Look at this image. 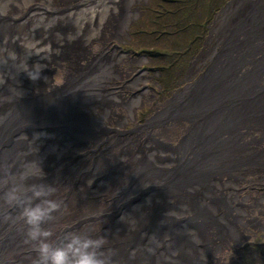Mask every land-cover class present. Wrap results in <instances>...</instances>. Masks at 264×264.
Returning <instances> with one entry per match:
<instances>
[{
	"label": "bare ground",
	"instance_id": "obj_1",
	"mask_svg": "<svg viewBox=\"0 0 264 264\" xmlns=\"http://www.w3.org/2000/svg\"><path fill=\"white\" fill-rule=\"evenodd\" d=\"M135 1L0 0V264L35 258L5 194L26 170L41 183L39 164L68 210L45 227L106 235L112 264H233L226 251L264 230V196L242 189L264 184V0L229 2L185 86L125 130L148 79L117 85L123 56L89 49L123 33Z\"/></svg>",
	"mask_w": 264,
	"mask_h": 264
},
{
	"label": "rangeland",
	"instance_id": "obj_2",
	"mask_svg": "<svg viewBox=\"0 0 264 264\" xmlns=\"http://www.w3.org/2000/svg\"><path fill=\"white\" fill-rule=\"evenodd\" d=\"M69 3L75 4L77 0H68ZM155 0H139L138 2H134L131 5V9L135 10L138 8L139 13L137 16H135V19H132V23L129 24L128 28H126L123 33L118 36V37H112L111 30L110 28L106 27L103 30V40L100 41L98 40L97 42L92 43L91 48L89 49L92 53L94 54H99L101 52H104V48L108 47L113 49V46L116 48V52H120V54L123 56L121 59V62L119 64V71L122 73L121 79L117 82V85H124L125 83H128L131 78L129 77L133 72H143L145 74L146 79H148V93L144 99H142V102L140 105H138L134 109V120H129L127 124L124 126L125 130H131L135 125H142L144 124L158 109L166 102V99L168 100L172 95V93H176L177 89L181 87V85L185 86V79L186 76L180 81H177L176 77L174 78V75L176 73V68L171 69L167 72L170 73V77L168 80L155 68L156 65V60L154 61L153 58L149 54H145L144 52L141 53L140 51H143L145 49L144 46H146V50L151 51L150 46H152V42L147 38L140 36L139 38L134 37L133 41L130 42V44H127L129 42L128 34L129 31H131V26L132 24L135 26L139 24L143 13L141 11L142 6H147L153 4ZM232 0H226L225 3L217 9L214 13L217 14L223 7L224 5L228 2H231ZM227 3V4H228ZM201 2L197 3L196 5H193L192 0H189L188 3L184 5L185 10L188 12H197L199 16L204 15L203 6L200 5ZM197 6H201L200 9L196 8ZM140 7V8H139ZM193 8L194 10H190ZM214 14V15H215ZM211 25L213 22H210ZM200 25V23H198ZM203 23L200 26H197L196 30H191L188 29L187 33H180L178 37H172L171 40L168 41V43L175 44L177 45L176 48L179 46L181 49L185 46L188 45L189 42L192 43V36L195 34L200 33L203 30ZM208 27V26H207ZM205 37L207 38L208 35V28H206L205 31ZM204 37V38H205ZM204 40V39H203ZM128 41V42H126ZM203 42V41H202ZM202 42H197L194 46L193 49H190L189 55L185 56V59L183 60L182 63H180L182 66L187 67L189 61L192 59L191 57V51L196 50L195 55L199 52L202 46ZM167 46L172 47L169 44H166ZM199 45V46H198ZM119 46H122L124 50L121 51L118 49ZM132 49V50H131ZM164 49V48H161ZM110 52L112 50H109ZM201 52V51H200ZM136 53V54H134ZM194 55V56H195ZM196 56L192 59V62L195 60ZM190 62V64L192 63ZM63 68H57V71L55 72V80L58 81V83H62V74H63ZM179 71V69H177ZM175 80V82H174ZM168 81H173L171 82L170 88H167L163 86V90L159 89L157 85H163L162 83H168ZM175 89V90H174ZM171 95L169 98L168 96ZM152 96L153 98H151ZM149 110V113L147 111ZM120 112V111H118ZM146 114V115H144ZM145 116V118H141ZM176 138V133L172 135V139ZM170 140V139H169ZM242 189H243V195H251V196H258L259 194H262L264 196V184L263 185H257V184H250V183H244L242 184ZM105 199L106 197H102ZM264 203V201H263ZM262 214L258 215L260 218L264 219V208L262 209ZM251 249H256L260 253L262 252V255L259 254L260 256V262L256 261L253 259L252 256L249 255V251ZM240 254L235 253L234 249L227 250L225 253V260L228 263H233V264H264V230L253 233L251 238H249L245 245H243V248H240Z\"/></svg>",
	"mask_w": 264,
	"mask_h": 264
},
{
	"label": "clouds",
	"instance_id": "obj_3",
	"mask_svg": "<svg viewBox=\"0 0 264 264\" xmlns=\"http://www.w3.org/2000/svg\"><path fill=\"white\" fill-rule=\"evenodd\" d=\"M15 59V53L12 54ZM42 70L29 73L32 81L41 78ZM39 184L27 185L33 173L26 170L20 176V184L12 187L5 199L9 206L20 209L19 219L26 227L25 243H29L35 252L32 264H112L111 256L104 249L108 244L106 235L93 237L88 233H66L61 241L54 239V233L45 225L53 222L57 214L67 213V207L62 206L53 197L57 189L44 183V172L39 164Z\"/></svg>",
	"mask_w": 264,
	"mask_h": 264
},
{
	"label": "trees",
	"instance_id": "obj_4",
	"mask_svg": "<svg viewBox=\"0 0 264 264\" xmlns=\"http://www.w3.org/2000/svg\"><path fill=\"white\" fill-rule=\"evenodd\" d=\"M189 0H155L150 6L147 5L143 9V16L139 24L135 25L131 29V40L133 41L134 37L139 38L140 36L147 37L151 42L149 49L144 53L149 54L153 60L157 61L155 68L168 80L170 73L167 72L171 69L176 68V73L174 78H181L186 67L182 66L180 63L183 62L185 56L189 55L190 49H193V46L197 42H202L205 37V31L209 23L211 22L214 12L222 7L226 0H192L193 5H196L201 2L203 6L204 15L199 16L193 8L194 12L187 11L184 8V5L188 3ZM201 6L196 8L200 9ZM203 23V30L192 36V43L189 42L188 45L183 47L168 43L172 37H178L180 33H187L188 29L196 30L197 26H200ZM166 44L171 45L167 46ZM199 46V45H198ZM164 48V49H161ZM196 53V50L191 51V56L193 57ZM179 69V71L177 70ZM171 82L162 83L164 87L170 88L172 85ZM175 82V80H174Z\"/></svg>",
	"mask_w": 264,
	"mask_h": 264
},
{
	"label": "water",
	"instance_id": "obj_5",
	"mask_svg": "<svg viewBox=\"0 0 264 264\" xmlns=\"http://www.w3.org/2000/svg\"><path fill=\"white\" fill-rule=\"evenodd\" d=\"M226 6H227V4H226L224 7H226ZM224 7H223V8H224ZM223 8H222V9H223ZM221 11H222V10H221ZM221 11H220L219 13H221ZM219 13H218V14H219ZM216 17H217V16H216Z\"/></svg>",
	"mask_w": 264,
	"mask_h": 264
}]
</instances>
